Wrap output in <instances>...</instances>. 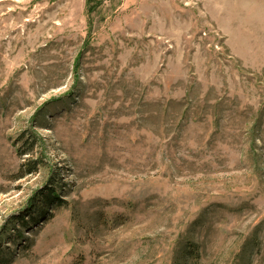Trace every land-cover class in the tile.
<instances>
[{
	"label": "rangeland",
	"instance_id": "1",
	"mask_svg": "<svg viewBox=\"0 0 264 264\" xmlns=\"http://www.w3.org/2000/svg\"><path fill=\"white\" fill-rule=\"evenodd\" d=\"M0 264H264V0H0Z\"/></svg>",
	"mask_w": 264,
	"mask_h": 264
},
{
	"label": "trees",
	"instance_id": "2",
	"mask_svg": "<svg viewBox=\"0 0 264 264\" xmlns=\"http://www.w3.org/2000/svg\"><path fill=\"white\" fill-rule=\"evenodd\" d=\"M32 148H33V145L31 144L28 151L32 150ZM37 166H39L37 162H32V163L28 162L26 174H31L35 172L37 170ZM40 199H41L40 204L45 207L52 206L55 203L59 205L60 203V200L54 195V190L52 188H49L45 192H42ZM43 215L44 213H42V211L39 210L37 211L34 218H41L43 217Z\"/></svg>",
	"mask_w": 264,
	"mask_h": 264
}]
</instances>
